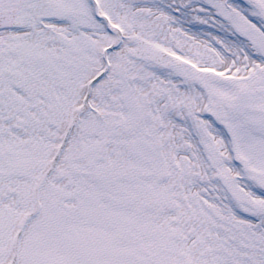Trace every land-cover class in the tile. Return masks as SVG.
<instances>
[{
	"label": "snow or ice",
	"instance_id": "obj_1",
	"mask_svg": "<svg viewBox=\"0 0 264 264\" xmlns=\"http://www.w3.org/2000/svg\"><path fill=\"white\" fill-rule=\"evenodd\" d=\"M0 264H264V0H0Z\"/></svg>",
	"mask_w": 264,
	"mask_h": 264
}]
</instances>
